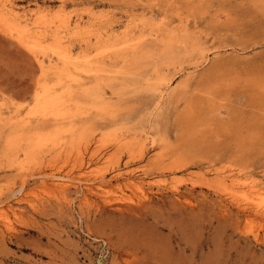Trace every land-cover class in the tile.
<instances>
[{
    "label": "rangeland",
    "instance_id": "374dc122",
    "mask_svg": "<svg viewBox=\"0 0 264 264\" xmlns=\"http://www.w3.org/2000/svg\"><path fill=\"white\" fill-rule=\"evenodd\" d=\"M0 8V264H264V0Z\"/></svg>",
    "mask_w": 264,
    "mask_h": 264
},
{
    "label": "bare ground",
    "instance_id": "6f19581e",
    "mask_svg": "<svg viewBox=\"0 0 264 264\" xmlns=\"http://www.w3.org/2000/svg\"><path fill=\"white\" fill-rule=\"evenodd\" d=\"M4 5V4H3ZM10 7H11V5H10ZM0 9H2V8H0ZM9 9V8H8ZM11 11V10H10ZM13 12V11H12ZM14 13V12H13ZM15 14H13V16H12V14H11V12H7V14L6 15H4L2 18H1V21H0V26L6 31V32H8L9 33V35L10 36H12L13 38H15L21 45H23L26 49H28L30 52H32V54H34V56H35V58H36V60L38 61V64H39V68H40V70H41V72H42V76L45 78V79H47L48 78V76H49V74L47 73V65H49V64H47L46 63V59H45V56H46V54H42V55H40L39 56V52H41L40 50H42L43 49V42H45L44 40H45V35L48 33H46V34H44V32H45V30L46 29H44L49 23H51L50 21H47V20H43V19H41V17L40 18H38V19H35L34 21H32V22H30L31 20H29V21H23L22 19H20L19 17H17L16 15L14 16ZM45 16V15H44ZM25 17V16H24ZM48 17V16H47ZM49 18V17H48ZM63 19V18H62ZM58 27L59 26H62V21L61 20H59L58 22ZM38 27L40 28L39 30H37L38 29ZM65 27V26H64ZM63 27V28H64ZM66 28L68 29V28H70L69 27V25H67L66 26ZM77 29V28H76ZM54 30V29H53ZM52 30V31H53ZM75 30V29H74ZM74 30H72V32L74 31ZM55 31H57L56 29H55ZM54 31V32H55ZM70 31V30H69ZM71 32V31H70ZM59 33V32H58ZM75 32H73V34H74ZM70 34H72V33H70ZM50 36V35H49ZM48 36V37H49ZM57 36V35H56ZM54 36L53 37V39H52V43H50V44H46L47 46H45V49L46 50H52V51H55V53L57 54V63L55 64L53 61V63H54V65L53 66H50L51 67V69H52V71L53 72H51L53 75V77L55 78V79H57L59 82L61 81V79L62 78H68V80H70L74 75H73V69L71 68V61H70V57L68 56V53H66L65 52V48L62 46L63 45V41H64V38H65V36ZM67 38H69L68 36H67ZM51 39V38H50ZM50 41V40H49ZM48 42V41H47ZM55 47V48H53V46ZM56 45V46H55ZM65 46V45H64ZM69 46V45H68ZM66 49H68V48H66ZM44 50V49H43ZM68 51H70V50H68ZM44 52V51H43ZM42 53V52H41ZM45 53H48V52H46L45 51ZM52 54V53H51ZM46 57H48V56H46ZM48 60H50V59H48ZM60 64H59V63ZM61 64H62V66H61ZM61 67H64V70L62 71V72H60L59 73V70H60V68ZM49 71V70H48ZM94 75H96L97 76V73H94ZM94 75H92V76H94ZM76 76L77 75H75V78H76ZM80 78H81V76H80ZM79 78V79H80ZM78 79V78H77ZM95 79V78H94ZM96 79H97V77H96ZM67 80V81H68ZM81 80V79H80ZM81 84V83H80ZM69 85V84H68ZM54 86V85H53ZM52 85L49 87V86H46L45 88H43V90H45V91H52L53 89H54V87H53ZM65 87H67V85L65 86ZM65 87H64V89H65ZM67 90V89H66ZM61 91V90H60ZM54 92H56V91H54ZM67 92H68V90H67ZM66 92V93H67ZM51 94H52V92H50ZM65 93V92H64ZM70 93V92H69ZM72 93V92H71ZM37 94V93H36ZM60 94V93H59ZM40 95V94H39ZM53 95V94H52ZM51 96V95H50ZM67 97H69V95H67ZM59 98V97H58ZM57 99V98H56ZM54 100H55V98H54ZM55 106V105H54ZM54 112V111H53ZM43 113V112H42ZM47 113V112H46ZM45 113V111H44V115L46 114ZM43 115V116H44ZM52 115V114H51ZM148 137V136H147ZM146 140V142L144 143H142L141 144V150H143L144 148H145V146H151V145H153L152 143H153V141L155 142V140H154V138H146L145 139ZM117 175H119V174H117ZM53 176V175H52ZM99 178H100V180H101V176H99ZM63 180V179H62ZM56 184L58 185V186H66V185H68L66 182H60V181H57L56 182ZM135 185L137 186V181H136V183H135ZM138 186H140V185H138ZM137 186V187H138ZM232 186V185H231ZM142 187V186H141ZM139 188V187H138ZM67 198V197H66ZM29 200V199H28ZM255 204V203H254ZM254 208V207H253Z\"/></svg>",
    "mask_w": 264,
    "mask_h": 264
}]
</instances>
